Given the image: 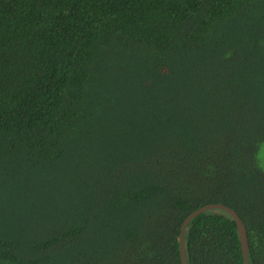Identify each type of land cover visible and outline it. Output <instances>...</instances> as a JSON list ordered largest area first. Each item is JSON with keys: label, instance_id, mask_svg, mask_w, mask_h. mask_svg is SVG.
Here are the masks:
<instances>
[{"label": "trees", "instance_id": "16d2710c", "mask_svg": "<svg viewBox=\"0 0 264 264\" xmlns=\"http://www.w3.org/2000/svg\"><path fill=\"white\" fill-rule=\"evenodd\" d=\"M263 144L264 0H0V264H264Z\"/></svg>", "mask_w": 264, "mask_h": 264}, {"label": "water", "instance_id": "95a60500", "mask_svg": "<svg viewBox=\"0 0 264 264\" xmlns=\"http://www.w3.org/2000/svg\"><path fill=\"white\" fill-rule=\"evenodd\" d=\"M221 210L227 213L232 217V219L235 221L239 238H240V243H241V249H242V254H243V259H244V264H250L249 263V240H248V235H247V229L246 226L244 225L243 221L239 217V215L232 210L231 208L222 205V204H211L207 205L205 207H202L195 212H193L191 215H189L185 221L182 224L181 227V233L179 237V244H180V258L182 264H188L187 261V256H186V250H185V231L189 223L195 219L197 216L210 211V210Z\"/></svg>", "mask_w": 264, "mask_h": 264}, {"label": "clouds", "instance_id": "9594fccd", "mask_svg": "<svg viewBox=\"0 0 264 264\" xmlns=\"http://www.w3.org/2000/svg\"><path fill=\"white\" fill-rule=\"evenodd\" d=\"M257 170L264 172V147H261L259 153L256 156Z\"/></svg>", "mask_w": 264, "mask_h": 264}, {"label": "rangeland", "instance_id": "374dc122", "mask_svg": "<svg viewBox=\"0 0 264 264\" xmlns=\"http://www.w3.org/2000/svg\"><path fill=\"white\" fill-rule=\"evenodd\" d=\"M261 147H264V144H263ZM260 149H261V148H260Z\"/></svg>", "mask_w": 264, "mask_h": 264}]
</instances>
